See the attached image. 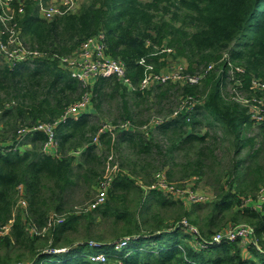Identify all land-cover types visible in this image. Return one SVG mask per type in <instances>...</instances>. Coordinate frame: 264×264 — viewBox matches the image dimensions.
Returning <instances> with one entry per match:
<instances>
[{
  "label": "trees",
  "instance_id": "trees-1",
  "mask_svg": "<svg viewBox=\"0 0 264 264\" xmlns=\"http://www.w3.org/2000/svg\"><path fill=\"white\" fill-rule=\"evenodd\" d=\"M10 6L20 38L37 56L0 65V230L9 227L0 237V264H264V216L244 204L264 188V123L238 100L264 102V91L251 87L253 79L264 82V0H86L51 21L40 17L38 1L25 0L22 13L16 2ZM2 31L0 23L5 43ZM100 32L129 85L110 76L85 89L61 65ZM168 60L184 62L182 73L191 76L212 68L197 84L141 90L144 77L163 72ZM85 92L92 110L59 122ZM171 96L175 110L138 122L144 105L161 107ZM113 102L121 116L110 121L112 132L100 133L107 124L102 110ZM41 124L53 126L54 153L42 152L48 135L32 131ZM97 136L99 145L92 143ZM110 154L119 171L105 202L91 211L68 209L73 189L99 186ZM156 175L169 185L206 178L212 198L188 205L157 189ZM240 224L254 229L249 244L199 246ZM96 254L105 261H90Z\"/></svg>",
  "mask_w": 264,
  "mask_h": 264
},
{
  "label": "built area",
  "instance_id": "built-area-1",
  "mask_svg": "<svg viewBox=\"0 0 264 264\" xmlns=\"http://www.w3.org/2000/svg\"><path fill=\"white\" fill-rule=\"evenodd\" d=\"M25 0H3L1 2L2 13L0 15V23L3 27V31L1 34H7V38L5 43L1 44L6 48L8 45L11 47L14 45L16 48L12 51L7 49L4 51L6 55V59L10 61L21 62L27 59V57L37 56L36 52H28L27 50L21 47V44L16 40V32H18L17 24L14 21L15 11L11 8V3H17V12L22 13V4ZM38 1V11L40 16L47 21H51L56 18H60L64 15L72 14L79 7V0H58L54 4H45L40 0ZM1 39V37H0ZM12 44V45H11ZM170 53L171 50L167 48H163L162 52ZM61 65L67 69L72 78L79 81L85 89H89L91 87V81L99 77H110L114 76L119 81H121L124 85H129V81L126 78V71L124 65L118 61L113 60L106 54V43L103 33H97L94 36L87 38L78 48V50L72 54L71 56L62 58L60 60ZM212 67H207L206 70L201 71L200 73L191 76L186 75L181 72H157L148 73L144 79L140 83V89L146 90L149 89L152 85L155 84H163V83H188V84H197L200 79H202L208 70ZM251 87L254 90L264 91V82L258 79H253L251 81ZM238 100L248 108V113L251 116V119L255 120L256 123H264V109L262 100H257L256 98L247 99L245 97H239ZM90 104V93L85 92L82 98L70 105L63 116L61 117L59 122H65L68 119L77 120L82 113L86 111ZM175 115V114H174ZM160 122V120H156L154 123L156 125ZM152 126V125H151ZM112 129H106L107 126L104 125L99 132L102 133L104 131H113L114 127L111 126ZM118 129L120 130H128V124H119ZM30 130H21L20 132L29 133ZM32 131H42L48 135V143L44 145L42 151L47 152L48 149L52 146H55L53 140V126L41 124ZM98 137V136H97ZM97 137L94 138V141L97 140ZM15 151V147L12 149ZM6 151H11V149H7ZM156 179H158L157 185L159 186L157 189L163 190L166 195L172 196L176 199H180L178 197V192H184V190L180 191V187L176 185H169L164 177L156 175ZM112 178H103L98 186V191L95 194L94 198L90 200L86 206L83 207L84 211H91L96 209L98 206L102 205L105 202L106 194L109 189ZM155 188V187H152ZM191 194L188 193L189 199L193 200V197L190 198ZM198 200H193L192 203H198ZM244 204L253 208L255 211L260 212L264 216V188H261L255 198H249L244 201ZM25 202L20 200L18 202V207H24ZM56 222H61V218ZM182 224L187 226L185 221H182ZM192 233L198 235L197 229L194 227H190ZM9 231V227L5 226L0 230V237L5 235ZM32 233H36L34 229L31 230ZM254 229L248 225L240 224V225H228L224 229L217 232L212 236L211 240L208 242H203L199 246L204 248L207 245L219 244L221 242H229L235 243L240 241L242 244L246 245L252 241ZM127 241L124 240L116 244L115 249H121L126 246ZM92 262H100L103 263L105 261V257L103 254L91 255L88 257ZM24 264V263H17Z\"/></svg>",
  "mask_w": 264,
  "mask_h": 264
},
{
  "label": "rangeland",
  "instance_id": "rangeland-1",
  "mask_svg": "<svg viewBox=\"0 0 264 264\" xmlns=\"http://www.w3.org/2000/svg\"><path fill=\"white\" fill-rule=\"evenodd\" d=\"M41 1L42 0H40V2ZM56 1H58V0H49L45 3L46 4H54ZM85 2H86V0H79V7H80V5H82ZM77 10H75V12ZM15 36L17 39L16 41L21 44V47L23 49H25L27 51L28 50L32 51L31 45L26 38H22V37L20 38L19 32H16ZM0 37H1V35H0ZM1 42L4 43L2 39H0V65H4L6 63V60H7L6 55L4 54V51L5 50L7 51V49H10V51H12L16 48V46L13 45L11 47L10 45H8L5 48L1 44ZM185 68L186 67H185L184 62L181 63L180 61L168 60V64H167L164 72H172V71L184 72ZM90 83L92 84L93 81H91ZM177 102H178V99H176L174 96H171L166 101H164V103H162L161 107L155 106V105L150 106L149 104L144 105L142 107L140 113H139L138 122H141V121L144 122V121L151 119L152 117H156V116H160V115L165 117V115L168 113V111H172L175 108ZM88 108H90L89 111L92 110V107L89 106ZM263 109H264V104H263ZM121 113L122 112H121L119 106L116 104V102H113L110 108H108L107 106H105L103 108V110H102L103 118H101V119H104L107 121V124H106L107 128L106 129H112L110 121H112L114 119H119L121 116ZM102 115H101V117H102ZM92 118L94 119L93 116H92ZM118 123H121V122L118 121ZM155 133H157L156 128L151 129L150 134L153 135ZM25 134H26V132L22 133V135H25ZM112 137H114V135ZM157 138L160 139L159 137H157ZM92 143L95 145H99L98 137H97L96 141H94V139H93ZM55 151H56V147L52 146L48 149L47 152H44V153H54ZM75 154H76V156H78L79 152H77ZM117 159H118L117 155L110 154L107 156V159L103 160V164L101 165V169L103 170V172H102L103 178L104 177L105 178L111 177L113 179V175L119 171V169H118V163L119 162ZM207 178H208V175H207ZM175 185L180 187V191L184 190V192H178L177 196L178 197L180 196L179 200L186 202L188 205L193 204L192 203L193 200H198L200 203H203V204L208 203V201H210V199L212 198L211 196L213 195V192L208 187L206 178H203L202 180L195 179V178L186 179V180H183L181 183H175ZM93 188L95 190L90 189L86 185L80 184L77 188L73 189L71 191V194L69 195V197L67 199V208L70 210H75L76 212H80V210L86 206L85 205L86 202L89 201L90 199H92L93 196L95 195V193H97L98 185H97V187H93ZM188 193L191 194L190 198L193 197V200L189 199ZM105 226H106L105 224L101 225L100 227L95 226L93 234L97 235L103 227L105 228ZM101 233L105 239L109 238V236H110V234L108 232L102 231Z\"/></svg>",
  "mask_w": 264,
  "mask_h": 264
},
{
  "label": "crops",
  "instance_id": "crops-1",
  "mask_svg": "<svg viewBox=\"0 0 264 264\" xmlns=\"http://www.w3.org/2000/svg\"><path fill=\"white\" fill-rule=\"evenodd\" d=\"M181 63H183L182 61H180Z\"/></svg>",
  "mask_w": 264,
  "mask_h": 264
}]
</instances>
